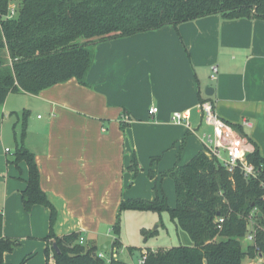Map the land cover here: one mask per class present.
Listing matches in <instances>:
<instances>
[{"label":"crops","instance_id":"1","mask_svg":"<svg viewBox=\"0 0 264 264\" xmlns=\"http://www.w3.org/2000/svg\"><path fill=\"white\" fill-rule=\"evenodd\" d=\"M86 80L84 85L71 78L38 94L20 92L29 97L25 144L57 209L59 236L80 231L84 243H113L112 226L123 200H152L157 189L167 196L174 181L161 173L204 151L199 135L212 132L202 120V100L210 99L230 124L243 126L248 120L250 126L243 129L264 156V19L214 14L103 41L95 47ZM208 86L212 95L205 92ZM12 94L0 105V213L3 234L19 243L4 259L41 264L51 210L41 204L24 208L28 166L9 162L16 126L8 120L17 110L7 117ZM152 106L158 107L155 114L149 112ZM176 111L184 112L187 122H173ZM134 156L140 166L136 176L128 169ZM149 170L156 172L154 178ZM49 264H54L52 256Z\"/></svg>","mask_w":264,"mask_h":264},{"label":"trees","instance_id":"2","mask_svg":"<svg viewBox=\"0 0 264 264\" xmlns=\"http://www.w3.org/2000/svg\"><path fill=\"white\" fill-rule=\"evenodd\" d=\"M10 0H0V15L8 11ZM16 17L0 22V105L10 93L38 94L57 83L76 78L87 83V74L95 60L97 44L114 38L159 29L178 27L183 22L220 14L226 19H264V0H17ZM204 101V100H202ZM29 110L21 115V134L11 163L25 161L27 186L22 191L24 208L30 211L41 204L51 210L50 232L45 237L47 264H132L114 254L122 249L121 214L126 210L168 212L178 229L185 231L193 245H178L152 251L144 264H243L246 258L264 257V156L258 144L245 133L243 126L232 124L254 145L248 160L258 173L246 176L236 168L229 171L205 151L189 162L161 173L175 185L176 205L171 206L164 193L152 200L130 198L120 204L111 244L110 262L101 258L97 245L80 243V231L62 236L55 232L57 209L41 187V174L35 154L25 144ZM157 158H153V161ZM129 170H140L134 156ZM150 178L156 176L149 170ZM224 218L223 222L219 219ZM252 232L254 239L243 246ZM56 242L60 252L53 246ZM18 239L3 234L0 213V264L6 252H12ZM133 251V248H129ZM142 255V251H141Z\"/></svg>","mask_w":264,"mask_h":264},{"label":"rangeland","instance_id":"3","mask_svg":"<svg viewBox=\"0 0 264 264\" xmlns=\"http://www.w3.org/2000/svg\"><path fill=\"white\" fill-rule=\"evenodd\" d=\"M226 19V18H225ZM10 101L7 105V117L12 116L11 109H17L14 111L13 117L8 120L10 126L13 124L16 126L14 137L11 138L8 146L11 147L12 155L16 148L15 134L18 138L21 134V115L24 110L25 99L29 97L23 93H13L10 97ZM9 126V127H10ZM9 154V153H8ZM167 184V183H166ZM168 196V202L173 201L176 204V195L174 185L172 188L166 191ZM172 195V196H171ZM170 196V198H169ZM121 240L125 243L122 246L120 252L116 253V256L120 259L136 264L141 256V251L144 249H159L170 248L172 246L193 245V241L190 236L181 229H178L176 224L170 219L168 212H152L142 210H126L121 214ZM251 241L244 239L242 241L243 246H247ZM129 248H133L131 252ZM41 264H47V259L42 256ZM41 260V259H40ZM255 262H250L249 259H245L243 264H264V261L259 260V256L254 259Z\"/></svg>","mask_w":264,"mask_h":264},{"label":"built area","instance_id":"4","mask_svg":"<svg viewBox=\"0 0 264 264\" xmlns=\"http://www.w3.org/2000/svg\"><path fill=\"white\" fill-rule=\"evenodd\" d=\"M19 11V3L17 0H10L8 11L4 15H0V22L2 19L16 17ZM213 74L217 72L216 66L213 67ZM202 110L203 123L212 128V132H202L199 137L203 143L204 151L212 159H218L229 171L233 172L236 168L241 169L246 176L256 177L258 173L257 167L248 160L249 149L247 142L241 133L233 127L232 124L222 119L215 111L214 104L210 99L204 100L200 104ZM158 111L157 106H152L149 109L150 114H155ZM187 115L184 112L176 111L172 114L171 120L175 123L187 122ZM243 126H250L248 120H243ZM9 149H7L8 151ZM220 222L224 218L219 219ZM247 239L252 241L254 235L250 232ZM80 243L85 242L83 235L80 236ZM100 250L98 255L110 262L113 255ZM152 251H155L152 249ZM149 252L147 249L142 251V255L136 264H144ZM116 256V254H114Z\"/></svg>","mask_w":264,"mask_h":264},{"label":"water","instance_id":"5","mask_svg":"<svg viewBox=\"0 0 264 264\" xmlns=\"http://www.w3.org/2000/svg\"><path fill=\"white\" fill-rule=\"evenodd\" d=\"M205 92H206V94H208V95H212V94H213V88H212L211 86H208V87L206 88ZM111 243H112V240H106L105 242H103V243L100 245V247H99L100 250H103V251L107 252V251L109 250V246L111 245ZM53 246H54V248H55V250H56L57 252H60V250H59V248H58L56 242H54Z\"/></svg>","mask_w":264,"mask_h":264}]
</instances>
